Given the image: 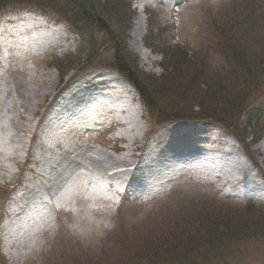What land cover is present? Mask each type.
Returning a JSON list of instances; mask_svg holds the SVG:
<instances>
[{
	"label": "rangeland",
	"instance_id": "rangeland-1",
	"mask_svg": "<svg viewBox=\"0 0 264 264\" xmlns=\"http://www.w3.org/2000/svg\"><path fill=\"white\" fill-rule=\"evenodd\" d=\"M26 1L1 9L0 18H19L25 12L40 15L53 27L60 28L66 40L60 49L50 50L40 59L17 50L0 51V147L7 154L0 157V219L6 190L19 184L41 164L33 157L34 153H43L38 148L41 122L61 92L62 83L66 84L72 77L85 72L113 71L110 66L114 62L115 47L121 44L131 67L134 65L146 78L159 79L164 72L162 68L178 58L182 61L181 69L193 74H198L196 71L200 69L202 81L221 83V88L217 89L231 97L235 95L239 99L235 106L241 111L233 115L229 129L242 139L244 147L239 145L236 136H229L253 169L251 173H256V178L264 185V152L260 150L264 145V0H199L184 3L172 12L164 11L160 4H155L153 10L140 12L133 6L136 0H84L90 7L88 12L99 17L94 24L87 18L77 21L72 14L74 7L68 8L64 16L45 7L48 4L45 1L51 0ZM58 1L60 3L53 6L64 5L62 0ZM64 1L74 4L73 0ZM107 2L112 3V8L105 7ZM137 19L141 20L143 29L141 54L128 46ZM72 20L78 25L73 27L69 22ZM109 29L115 36L109 35ZM4 43L6 46L10 44L8 41ZM95 47L99 53L93 51ZM182 54L187 56L186 60H182ZM176 55L179 57H174ZM143 56L148 58L145 65L141 63ZM48 83H53L55 89L36 107ZM204 85L207 84L198 81V90L210 89ZM198 93L201 92L196 91ZM22 98L27 100L25 111L20 103ZM174 100L172 95L165 94L161 105L174 109ZM132 103L135 109H139L146 132L139 149L149 132L158 127L152 118L147 117L143 106L139 108L135 99ZM244 108L245 114L242 113ZM192 112L195 115L197 108L194 107ZM174 124H168V127ZM116 129L112 127L104 131L101 126L103 134L94 133L85 147H96L101 153L109 154L112 161H119L125 142L115 139ZM212 129L222 137L227 136L228 132L219 125L212 126ZM32 134L34 138H31ZM61 164L67 165V162ZM93 173L102 176L98 169H93ZM37 184L38 180L36 190L42 192ZM199 185L186 178L146 205L124 200L114 214H107V218L101 214L102 203L94 202L88 206L89 211L84 210L79 202L83 194L76 189L68 210L56 214L53 232L46 234L44 242L36 246L33 254H28L30 251L26 249L7 255L0 241V264H82L100 260L117 264L127 253L126 249L124 251L126 241L135 246L156 242L185 226L203 223V219L212 213L242 211L254 213L259 217L258 221H264L261 219L264 217V203L228 199L215 187H219V183L215 186ZM260 229L252 232L238 253L229 257L228 264L233 263L234 256L238 262L233 264H264V227ZM31 236L28 234L19 239L18 245H25Z\"/></svg>",
	"mask_w": 264,
	"mask_h": 264
},
{
	"label": "bare ground",
	"instance_id": "bare-ground-1",
	"mask_svg": "<svg viewBox=\"0 0 264 264\" xmlns=\"http://www.w3.org/2000/svg\"><path fill=\"white\" fill-rule=\"evenodd\" d=\"M194 3H196V1ZM34 20L36 19L31 17L18 18V16L10 20H5L0 31V51L12 52L17 50L24 55L38 56L40 59L45 56L48 51L58 50L63 46L66 39L60 28H51L52 25L44 19L43 21ZM109 32H111V29H109ZM142 36L143 29L141 20L137 19L136 22L133 23L132 38L129 40L128 45L129 48L137 54H141L142 52ZM5 41H8L10 44L6 46L4 44ZM70 41L73 42V39H70ZM15 44L18 46H15ZM93 51L99 53V49L96 47ZM147 59L146 56H143L141 59L142 65L146 64ZM133 67L137 73L142 74L138 71V68L135 66ZM19 86L23 87L22 84H19ZM62 86L63 88L65 87V85ZM45 89L46 90L42 92L40 96V100L36 102V107H38L43 99L45 100L51 95L52 90L55 89V85L53 83H48ZM88 89L91 90L88 95L78 93V91H87ZM60 99H68L75 105L68 103L60 106L58 102L54 101L47 110L49 114L54 108H57L56 122L53 127H49V129L51 134H57L59 136L52 140H47L46 137L41 138L38 148L41 152L43 151V153L39 155L34 153L33 157L37 162L43 163L45 158L50 157L52 159L55 152L58 151L59 154L57 157L61 160L57 162L54 161L55 163L53 162L50 166L48 164L47 167H50L49 175L46 179L43 177V181H40L39 185L41 184V187L46 190L53 187L55 183V181L52 180L53 178L60 181L61 174L77 173L78 177L75 181L77 184H81L84 188H87L90 171L98 169L100 175L104 176V179L107 180L109 189L120 186V181L130 177L128 168L135 166V164L138 162L140 163V161H144L149 149L146 145L147 140L137 149L146 132L139 109H135L132 103L135 99L137 106L141 108L135 91L115 72L109 70H94L84 75L71 86L68 85L67 89L60 95ZM91 99H93L97 105L91 107L87 112L88 115L94 117L97 123L80 124L66 129L59 128L65 118L69 116L74 106L83 104ZM20 103L22 104L23 111L27 110V100L22 98ZM106 122L117 127L115 139L119 142H125L124 147L121 145V147H123V154H121V159H117L119 161H112V157L109 154L101 153L96 150V147H85V144L93 138L94 133L100 131V126L105 125ZM202 127L203 126L194 124H174L171 128L163 132L161 137L165 142L168 141L172 143V151H177L176 149L179 151H190L188 155H192L193 151L204 156L205 164H208L210 167L199 168L189 164V166H191L189 174L193 175L198 180L211 185L219 183L220 187L228 186L231 189H235V195L238 199L243 201L245 200V194L242 190L236 189L238 185L243 183H247L246 187L250 186V191L257 193L258 196L264 195V185H258L253 181L254 176L251 174L253 169L243 159V156L239 154L237 144L231 139L224 142H221L218 138L209 139V135L205 136V138L203 137L202 140L204 141L195 138V132L202 131ZM42 128L43 126L41 125V129ZM31 138H34L33 134ZM220 142L221 145H224V147H222L223 149L215 146L210 147L212 144H220ZM261 149H263L264 152V145L260 147V150ZM1 156H7V154L5 149L0 147V157ZM63 161H66L67 165H60ZM42 175L47 176L44 173H42ZM81 175L85 177L80 178L79 176ZM9 178H11V175ZM23 182L27 184L23 187L24 194L21 200H24L26 194L29 195L31 191H33L32 184L28 185L30 182H27L24 178ZM57 185L56 183V186ZM247 192L250 193L249 191ZM91 194L92 197L94 196L93 200L86 199V195L85 197L82 196L79 200L84 210L86 208L88 209V206L94 204V202L100 204L101 199L105 198L100 190H94ZM30 197L33 198V196ZM26 198H28V196H26ZM61 202L63 204H71L69 200H62ZM52 204L53 203H49V209H52ZM87 209L86 211H89V209ZM61 212L62 210H59V213ZM101 214H105L103 218H107V214L109 213L102 211ZM99 226L100 224L98 227ZM31 231H36L38 233L34 232L25 245H18V242H20L19 239L28 236ZM39 232L40 230L37 224H33L32 227L30 225H25L23 227L14 226L9 240L5 243L6 254H17V251H25L26 249L30 251L28 254H33L36 251V246L44 242V237L47 236L46 234H48V232L50 234L53 232V226H48L41 233Z\"/></svg>",
	"mask_w": 264,
	"mask_h": 264
},
{
	"label": "trees",
	"instance_id": "trees-1",
	"mask_svg": "<svg viewBox=\"0 0 264 264\" xmlns=\"http://www.w3.org/2000/svg\"><path fill=\"white\" fill-rule=\"evenodd\" d=\"M26 2V0H0V10L10 4ZM45 2L48 3L45 7L54 9V12L58 11L64 16L67 15L68 8L74 7L75 11L72 14L77 17V21L87 18L88 22L94 24L99 19L96 13L88 12L90 7L84 0H73L74 4L62 0L64 5L60 7L53 6L60 3L58 0ZM105 7L112 8V3L107 2ZM85 10L88 13H85ZM69 22L73 27L78 25L77 22L74 24L73 20ZM99 31L102 32V30ZM109 35L115 36L111 32ZM115 48L116 54L114 62L110 66L111 69L135 89L147 114L157 125L176 120L212 122L221 126L229 134L236 136L244 147L242 139L229 129L233 115L239 114L241 111H239V107L235 106L239 99L235 95L231 97L217 89L221 88V83L202 81L203 75L200 69L196 71L198 74L181 69L182 61H179L178 55L174 56L177 59H173L162 68L164 72L159 79H152V77H148L151 78L148 79L131 67L128 55L123 52L122 44ZM182 56V60L187 58L184 54ZM198 81L206 83L207 85L204 86L210 89L203 92L198 90ZM196 91L201 93L197 95ZM165 94L175 98L174 109H166V106L161 105ZM194 107L198 110L195 115L192 112ZM253 214L242 211L238 213L219 211L205 217L201 224L185 226L176 232L162 236L163 238L156 242L147 244L143 242L135 246L126 241L124 251L126 249L127 253L117 264H228L231 261L229 257L238 253L245 240L253 235L252 232L264 227V221H258L259 217ZM234 257L232 262H238ZM82 264H107V262L100 260ZM111 264L116 263L111 262Z\"/></svg>",
	"mask_w": 264,
	"mask_h": 264
}]
</instances>
